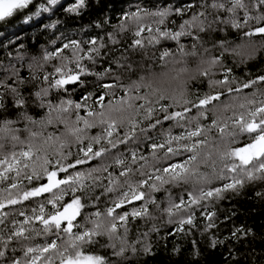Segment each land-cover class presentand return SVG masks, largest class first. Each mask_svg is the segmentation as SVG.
<instances>
[{"label":"snow or ice","instance_id":"1","mask_svg":"<svg viewBox=\"0 0 264 264\" xmlns=\"http://www.w3.org/2000/svg\"><path fill=\"white\" fill-rule=\"evenodd\" d=\"M88 7V0H74L67 7L60 4V0H41V2L0 0V21H7L9 18L23 14L24 22L27 23L34 16L39 17L42 13L55 14L54 10L60 9L65 13L79 16ZM142 15L154 18L153 23L156 25L154 30L151 25L141 23ZM129 20L136 21L137 24L130 45L133 48L145 47L142 33L147 31L149 45L172 41L177 45V50L184 53L185 46L181 40L187 38L192 42V55L196 54L198 45L205 53L209 52V48L204 47L205 44L210 45L213 50L219 49L218 56L201 59V64H206L207 67L200 72V75L208 78L210 91L197 95L193 101L185 99L183 91L179 93V99L176 95H168L161 90H154L151 94L130 95L132 90L139 93L142 85L133 82L125 86L118 77H114L111 83H100L102 78L115 71L111 66L113 63L117 68L123 67L118 57L109 59L107 61L109 66L103 71H92L83 63L87 60L94 65L98 58L108 56V52L103 51L108 48V44L119 43L114 32L105 29V25L110 24L108 17L94 22V27L100 29L103 35L97 34L85 41L62 36L51 39L52 50L44 48L39 58L32 56L28 60L27 76L22 74L25 67L23 55L17 54L18 64L13 63L11 59L7 65L0 64V73H2L0 75V141L27 143L26 149L21 148L19 153L12 151L0 159V183L8 185L7 188L0 189L8 192L7 197L0 198V210L4 209L6 204L34 202L39 205L38 212L36 208L32 209L31 217L21 211L19 214L24 220L19 226L8 230L7 235L0 234V245H2L0 258L3 264H55L57 260L59 264H125V262L131 264L128 253L130 252L132 256L138 252L151 254L153 246L149 233H159V229L153 225L149 232L138 235L135 240L130 242L128 239L129 217L133 220L137 218L155 220L156 217L153 216L149 204L156 206L157 209L160 208L154 197L146 198L144 186L152 191H159L163 185L188 184L192 180L207 185L206 189L202 186L188 191L187 202L183 196L179 198V202L169 199L167 206L162 209L167 214V223L173 225L169 235H188L196 227L198 209H202L200 216L207 221L201 230L203 234L216 227L214 202L225 199L227 192L238 191L246 184L264 183V99L259 101L255 99L257 93L264 97V88H257L251 94L252 98L244 96L239 108L245 111L240 112L236 118H228L231 120V127L228 120L215 114L210 124L205 125L200 122V118H209L207 115L209 106L225 95L224 89L228 94L236 93L239 96L244 89L254 88L258 84L264 85V74L244 82L230 77L232 69L223 65V58L226 53L239 54V52L229 46V41L215 35L218 31L226 32L227 27H231L242 31L246 37L255 35L264 37V0H249V3H245V0H187L181 6L169 3L158 6L153 11L137 5L135 11L122 12V22L111 27L114 30L118 28L123 33L127 31L125 25ZM252 21L255 22V26H250ZM58 23L59 21H53L44 27L56 29ZM244 28L248 30L243 31ZM57 40H60L59 46ZM20 47L22 48L23 45ZM69 50L70 55H67L66 52ZM111 51L114 52L115 49ZM171 55H173L171 49L165 48L160 59L163 60ZM8 56L11 57V53H8ZM53 60L57 61L52 64L53 71H46L45 65ZM73 64L74 67H70ZM217 66L223 68V79L211 78L214 73H210V69ZM89 75L97 78L96 87L101 89L99 94L94 91H84L80 100H73L70 96L65 97L64 94L69 91L66 87L68 85L75 86L71 89L72 92H75L76 87L86 88V81L82 77ZM114 87L122 89L124 96L115 105L109 100L108 105L105 106V96ZM134 101H142V103H134ZM97 105L99 111L96 110ZM224 107L227 108L228 105ZM174 108L180 110H173ZM30 109L38 111L30 114ZM128 109L142 113L143 120L148 121L147 127L140 128L143 134H147L149 129L155 130L158 126L162 128L165 121L172 122L183 131L172 135L169 129L163 140L160 142L153 140L148 145L151 155L154 159H160L158 153H163L162 159L167 162L166 166L162 164L160 167H155L150 174L141 172V176H146V179H140L135 183L125 179L124 184L127 188L124 189L120 180L113 178V173L108 171V167H90L82 171L78 166L103 158L118 145L126 144L135 138L139 121H129L130 131L124 133L123 139H119L117 129L120 124L112 116L113 111ZM193 109L196 110V116L189 119L187 114ZM73 112L75 121L70 125L68 117ZM81 112L84 114L81 115ZM81 122L82 128L78 126ZM54 123L64 125L67 132L75 137L78 154L74 158L69 159L72 157L71 151L67 153L59 151L55 160L46 154L43 157L38 155L42 149L34 145L33 138L43 137L44 144H48L54 138L61 140V137L55 136L54 133L43 136V130ZM21 124L23 127H19ZM97 124L104 126L103 133L87 138L86 130L96 127ZM34 125H38L41 131H34L31 127ZM213 130L218 136L214 141H210L209 134ZM24 133H27V137L22 140ZM85 139H87L86 144ZM148 139L151 140V137ZM64 144L65 141H61V149L64 148ZM210 145L214 152L204 151ZM3 147L4 144L0 143V149ZM183 154H186L185 159L171 162L172 158ZM131 157L134 163L137 159L135 151L131 152ZM139 158L144 159L143 156ZM217 160L222 165L219 171H217ZM209 161L216 179L224 181L220 186L212 184L209 174L199 172V165L201 163L207 165ZM114 163L122 169L118 174L119 177H129L133 171L130 166H125V160L120 157H116ZM98 172H107L108 176L105 178L93 175ZM102 179H107L108 184L104 186V191L100 195H95V189L100 186L99 182ZM23 180L28 181L27 187H21ZM89 180L91 183H87ZM117 187L122 189L119 195L111 199L110 205L101 211L98 207L101 196L116 192ZM10 190H16L17 194L13 196ZM256 195L264 196V192H257ZM86 201L91 202V206L96 207V211L85 214L83 210L90 206ZM134 201L143 203L139 207H132L130 211L127 210L125 206ZM49 205L50 210L46 211ZM210 207H212L211 211ZM8 215L7 212H0V224H4ZM227 219L229 217L225 216V220ZM32 220L39 221L43 225L42 230H31L35 231L36 236L43 235V242L34 246L21 244L23 255L9 257L7 250L10 246L20 243L21 239L24 241L32 239L30 235L25 234L30 229L24 227ZM16 224L17 222L13 220V225ZM121 230H123L122 234ZM2 231L0 230V233ZM250 234L252 229L240 225L234 227L230 237L226 239L239 240ZM101 237H106L107 242L101 243ZM224 243V240L216 237L209 239V246L212 248ZM97 246L105 250L110 249V256L97 251ZM192 246L191 264H199L200 250L195 240L192 241ZM11 250L15 253L17 248L12 246ZM173 252L178 254L179 247H175ZM231 254L229 249V255Z\"/></svg>","mask_w":264,"mask_h":264},{"label":"trees","instance_id":"2","mask_svg":"<svg viewBox=\"0 0 264 264\" xmlns=\"http://www.w3.org/2000/svg\"><path fill=\"white\" fill-rule=\"evenodd\" d=\"M36 2H41V0H36ZM74 2V0H60V4L67 7L69 3ZM187 0H88L89 7L84 10L81 15L76 16L73 14L65 13L62 9L54 10L55 14L42 13L39 17H33L31 21L25 23L24 15H19L15 18L3 21L0 23V64L7 65L9 59L13 63H17V54L23 55L25 58V67L22 70V74L27 76V62L32 56L42 55V50L47 48L52 50L53 46L50 44V40L56 37H66L70 39H77L85 41L92 36L97 34L103 35L100 29L94 27V22L108 17L110 19V24L105 25L107 31H113L119 43L116 45L108 44V48L103 50L108 52L107 57L98 58L96 63L93 65L85 60L83 63L92 71H103L105 67H108V60L114 57L120 58V63L123 67L117 68L113 63L111 66L115 71L108 76L102 78L100 83H111L114 77H118L119 80L124 83L125 86L131 85L133 82L141 84L139 93L134 90L130 91V95H144L146 93L151 94L154 90L164 91L168 95H176L179 99V93L184 92V98L188 100H195L197 95H203L209 92L208 88V78L200 75V72L207 67L206 64H201V59H208L210 56H218L220 54L219 49H211L210 45L205 44L204 47L209 48V52L205 53L203 48L199 45L196 49V54L192 55L193 49L191 47V40L184 38L181 43L185 46V52L181 53L177 50V45L172 41H161L157 45H149L147 39L149 33L147 31L142 33L144 37L145 47L133 48L130 47L132 39L134 38L133 33L136 29V21H127L125 27L127 31L121 33L119 29H112L111 25H116L121 23L122 12L124 11H135L136 6L141 8H146L149 11L155 10L158 6H164L169 3L175 4L177 6L183 5ZM245 3H249V0H245ZM242 17V12H240ZM175 18V17H174ZM153 17L143 16L141 18V23L144 25H151L153 30L156 25L153 23ZM178 20V18H176ZM59 21L56 29H46L44 26L53 22ZM171 27V25H169ZM250 26H255V22H250ZM223 27V26H222ZM248 28H244L243 31H247ZM218 38H224L229 41V46L231 48H236L239 54L226 53L223 58V65L227 68H231L232 72L230 77H235L237 81L244 82L247 79H254L257 75L264 74V37L260 35H255L253 37H246L242 34V31H237L231 27H227L226 32H217L215 34ZM66 42V40H64ZM107 42V41H106ZM23 45L21 48L20 46ZM57 45H60V40H57ZM239 46V47H238ZM171 49L173 55L165 57L163 60L160 59L161 53L164 49ZM115 49V51H111ZM11 53V57L8 56ZM70 55V50L66 52ZM57 63L53 60L45 65V70L52 72V64ZM129 65L131 67H129ZM70 67H74L70 65ZM210 73H214L211 76L212 79H223V68L217 66L210 69ZM2 75V73H0ZM195 77V78H193ZM143 78V79H141ZM82 79L86 81V88L76 87L75 92L71 89L75 87L74 85L66 86L69 91L65 93V97H71L73 100H80L84 91H94L97 94L101 92V89L96 87L97 78L95 76H83ZM236 85H234L235 87ZM257 88H264V85H256L254 88L244 89L239 94L236 93L228 94L226 89L223 91L225 95L220 97L219 101H214L213 105L209 106V112L207 113L208 119L200 118L202 124L208 125L211 123V118L215 114L217 117L228 120V118H236L240 112L245 111L239 108V103L243 101L245 95L252 98L251 94L256 91ZM114 93V95L112 94ZM55 94V93H53ZM124 96V92L119 87H114L109 91V94L105 96L104 104L108 105L109 100L115 105L116 102ZM153 98H155L153 96ZM255 99L259 101L264 99L259 93H257ZM91 104V101H89ZM134 103H142V101H134ZM171 103V101H169ZM224 105H228L227 108ZM96 110L99 111V106H95ZM126 107V106H125ZM158 107V106H157ZM173 110L179 111V108H174ZM38 110H31L30 114H35ZM84 113L81 112V115ZM235 114V115H234ZM189 119L196 116V110L190 114H187ZM113 118L117 119L120 124L117 129L119 139H123L124 133L129 132L131 129V124L129 121H139L137 124L135 138L129 140L126 144H120L117 148L112 149L110 154L103 158H98L90 161L86 165L78 166L82 171H86L90 167H108V171L113 173V178H118L126 189L127 185L124 184L125 179H129L130 182L135 183L140 179H146V176H141V172L145 174H150L153 168L160 167L162 164L166 166L167 162L163 161V153H158L160 159H154L151 155V150L148 147L150 143L155 140L160 142L165 138V134L168 130H171L172 135H177L182 128L174 125L172 122L165 121L163 127L158 126L155 130L149 129L147 134L140 132L141 127H147L148 121L143 120V114L137 113L132 109L126 111H113ZM69 123L73 124L75 121V113L69 115ZM195 121H193V124ZM229 127H231V120H228ZM79 127H83L81 122ZM23 127V124L19 125ZM34 131L40 132L41 129L38 125L31 126ZM104 126L97 124L96 127L87 129L85 136L87 138L102 134ZM49 133H54L55 136H60L61 140L58 141L55 138L48 144L43 143V137L37 136L33 138V143L37 147L42 149L38 153L41 157L45 154L55 160L58 158L57 154L59 151L67 153L71 151L72 157L74 158L78 154V145L75 141V137L72 136L64 128V125L53 124L47 129L43 130V136H47ZM218 136V133L213 130L209 134V140L214 141ZM27 133H24L21 139H25ZM151 137V140L148 139ZM116 138V137H114ZM61 141H65L64 148H60ZM4 144L3 149H0V159L5 155L10 154L12 151L19 153L21 148H27V143L21 144L19 142H12L11 140L0 141ZM15 143V147L13 144ZM87 139H85V144ZM69 144L71 147H69ZM107 146V145H105ZM135 151L137 155L136 161L133 163L131 152ZM204 151H213L214 149L211 145L205 148ZM143 156L144 159L139 157ZM120 157L125 160V166H130L132 172L129 177H119L118 174L122 170L119 166L115 165L114 159ZM186 158V154L177 156L171 159V162H178ZM39 163V162H37ZM220 165L217 160V171H219ZM30 172V169L28 170ZM200 173L209 174L212 184L214 186H220L224 181L216 179V174L213 173L211 167V161L207 165L201 163L199 165ZM14 175V173L12 174ZM94 176L107 177V172L93 173ZM91 183V181H87ZM151 183V181L149 182ZM100 186L95 189V195H100L104 191V186L108 184L107 179H102L99 182ZM28 181L23 180L21 187H27ZM207 188V185L200 181L192 180L188 184L181 183L179 185L166 184L160 187L159 191H152L147 186H144L143 191L146 194V198L154 197L157 204L160 206L159 209L156 206L149 204V208L156 217L155 220L152 219H135L133 220L129 217L128 223V239L129 241L135 240L138 235L144 232H149V229L155 225L159 229V233L150 232L149 239L153 246V251L149 255H145L142 252H138L135 256L129 252L131 264H191L193 257L192 253V241L197 242V247L200 250V256L198 257L199 264H264V196L258 197L257 192H264V183L253 182L246 184L244 188L238 191H229L225 194V199L214 202V209L216 212L215 224L216 227L209 229L206 232H201L207 221L200 216V211L198 209L196 212V227L193 228L188 235L184 234H172L169 233L173 230V225L167 223V214L162 211L164 207L167 206L169 199L179 202L181 196L184 197L187 202V193L190 190L199 187ZM8 185L0 183V189L7 188ZM122 189L117 187L116 192L108 193L101 196L98 207L101 211H104L106 206H109L111 199L119 195ZM12 195L15 196L16 190H10ZM8 192L0 191V198L7 197ZM86 207L83 212L85 214L89 212L96 211V207L91 206ZM143 202L134 201L130 205H126L127 210H131L132 207H139ZM50 205L46 207V211L50 210ZM36 208L39 211L38 203L34 202H23L18 205H5L2 212H7L9 215L5 219L4 224H0V230H3V235H7L8 230L19 226V223L24 220V217L19 213L21 211L25 212L27 216L31 217L33 215L32 209ZM212 210V207L209 208ZM119 211V210H118ZM235 213V215H233ZM225 216L229 219L225 220ZM13 220L17 222L13 225ZM243 225L246 229H252V234L245 238L239 240L231 239V231L234 227ZM24 227L29 228L30 231L25 233L30 235L32 239L24 241L21 239L20 243H14L12 246L17 248L15 253L12 252L11 247L7 250V255L9 257L22 256L23 252L21 250V244L25 245H35L37 243H42L44 236H36L35 230H42L43 225L39 221L32 220L30 224L24 225ZM187 227V226H186ZM123 230H121V234ZM211 237H216L220 240H224V244H218L215 248L209 246V239ZM101 243H106V237L100 238ZM179 247L180 252L174 253L173 249ZM2 248V245H0ZM229 249H231L232 254L229 255ZM97 251L101 254L110 256V249H102L97 246ZM112 259H116L112 257ZM0 264H3L2 258H0ZM55 264H59L58 260ZM127 264V262H125Z\"/></svg>","mask_w":264,"mask_h":264},{"label":"rangeland","instance_id":"3","mask_svg":"<svg viewBox=\"0 0 264 264\" xmlns=\"http://www.w3.org/2000/svg\"><path fill=\"white\" fill-rule=\"evenodd\" d=\"M19 16V15H18ZM17 17V16H16ZM15 18V17H14ZM9 19H12V18H9ZM3 22V21H0V23Z\"/></svg>","mask_w":264,"mask_h":264},{"label":"water","instance_id":"4","mask_svg":"<svg viewBox=\"0 0 264 264\" xmlns=\"http://www.w3.org/2000/svg\"><path fill=\"white\" fill-rule=\"evenodd\" d=\"M68 86H71V85H68ZM3 211V209L2 210H0V212H2Z\"/></svg>","mask_w":264,"mask_h":264}]
</instances>
